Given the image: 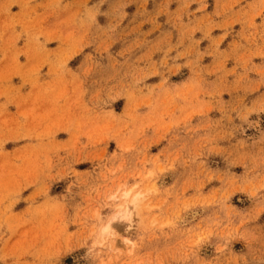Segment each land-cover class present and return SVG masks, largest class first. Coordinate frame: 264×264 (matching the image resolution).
I'll return each mask as SVG.
<instances>
[{
  "label": "rangeland",
  "instance_id": "rangeland-1",
  "mask_svg": "<svg viewBox=\"0 0 264 264\" xmlns=\"http://www.w3.org/2000/svg\"><path fill=\"white\" fill-rule=\"evenodd\" d=\"M0 264H264V0H0Z\"/></svg>",
  "mask_w": 264,
  "mask_h": 264
},
{
  "label": "bare ground",
  "instance_id": "bare-ground-1",
  "mask_svg": "<svg viewBox=\"0 0 264 264\" xmlns=\"http://www.w3.org/2000/svg\"><path fill=\"white\" fill-rule=\"evenodd\" d=\"M124 201L121 205V209L120 211L118 212V214H116L115 217H113V219H124L126 221L129 222V217H130V214L133 210H135L137 207H138V204H139V200H138V197L137 196H134L133 198H129V192H125L122 196H121ZM108 226H106L104 228V232L105 234H107L108 230H109V224H107ZM113 250V249H112Z\"/></svg>",
  "mask_w": 264,
  "mask_h": 264
}]
</instances>
